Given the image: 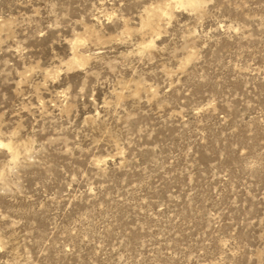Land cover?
I'll return each instance as SVG.
<instances>
[{
    "label": "rangeland",
    "instance_id": "obj_1",
    "mask_svg": "<svg viewBox=\"0 0 264 264\" xmlns=\"http://www.w3.org/2000/svg\"><path fill=\"white\" fill-rule=\"evenodd\" d=\"M0 264H264V0H0Z\"/></svg>",
    "mask_w": 264,
    "mask_h": 264
}]
</instances>
